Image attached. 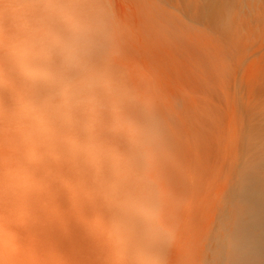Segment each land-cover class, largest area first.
Here are the masks:
<instances>
[{
	"label": "bare ground",
	"instance_id": "obj_1",
	"mask_svg": "<svg viewBox=\"0 0 264 264\" xmlns=\"http://www.w3.org/2000/svg\"><path fill=\"white\" fill-rule=\"evenodd\" d=\"M243 1L190 0L186 8L198 22L224 35L228 26L224 17L233 6L241 12ZM27 2L0 0V35L9 41L8 62L0 65V71L7 74V80L0 78V190L7 195L0 264H30L26 252L32 254L34 264H264V116L255 124L253 111H241L239 134L223 138L217 119L204 116L201 120L200 113L198 119L196 113L193 116L184 111L182 118L175 120L161 109L168 126L165 153L154 164L133 171L126 154L129 138L122 124L127 110L124 95L110 88L101 95L77 93L64 124L65 130L74 131L50 134L71 146L70 152L62 150L22 118L29 104L11 84L17 72L15 40ZM126 2L131 0H99V9L111 15L122 32L121 44L110 61L95 63L96 72L105 78L112 69L124 77L126 59L138 53V28L135 26V32L122 19ZM145 5L144 15L135 7L132 13L149 22L144 34L154 41L160 35L156 33V10L149 0ZM180 48L188 55L195 51L187 43L181 42ZM91 55L81 53L63 72L68 77L78 75L80 61L89 60ZM202 86L199 82L196 89L201 91ZM210 96L219 103L221 95L216 91ZM211 110L216 114L218 109ZM175 122L173 130L170 125ZM179 131L190 137L180 138ZM204 135L208 140L216 138L212 142L200 140ZM223 144L238 153L227 163L225 176L216 164ZM6 176L9 180L3 183ZM131 179L151 181L159 187L170 226L158 246L147 252L114 240L120 225L112 217L108 193ZM219 185L220 191L215 192ZM21 210L30 223L23 234L15 227Z\"/></svg>",
	"mask_w": 264,
	"mask_h": 264
},
{
	"label": "clouds",
	"instance_id": "obj_2",
	"mask_svg": "<svg viewBox=\"0 0 264 264\" xmlns=\"http://www.w3.org/2000/svg\"><path fill=\"white\" fill-rule=\"evenodd\" d=\"M98 5L99 0H28L16 35L17 72L11 84L20 99L29 104L22 118L41 137L53 139L58 148L69 152L70 145L50 134L74 131L65 130L64 124L77 93L101 95L110 88L126 96V154L134 171L162 158L168 144L167 123L150 102L160 83L149 76L134 89L115 69L108 78L96 72L95 63L110 61L122 40L121 25ZM8 45L7 37L0 35V65L8 62ZM85 51L92 54L91 58L80 61L78 75L68 77L63 69ZM0 78L7 80V74L0 71ZM108 195L112 217L120 225L114 234L117 243L147 252L169 233L162 193L153 182L131 179ZM6 205V192L0 190V252L4 250ZM15 227L21 234L30 227L22 210Z\"/></svg>",
	"mask_w": 264,
	"mask_h": 264
},
{
	"label": "rangeland",
	"instance_id": "obj_3",
	"mask_svg": "<svg viewBox=\"0 0 264 264\" xmlns=\"http://www.w3.org/2000/svg\"><path fill=\"white\" fill-rule=\"evenodd\" d=\"M147 1L131 0V3L126 2V4H123V22L125 21L124 23L129 28H133L135 32L138 28V53H135L131 59H126L128 73L126 72L124 79L129 87L136 89L149 76H155L159 80L161 86L159 90L163 94L159 90L155 91L150 102L154 103L159 111L161 109L165 111L166 109L170 115H173L175 120L176 118H182L184 111L193 116L196 113L198 119L201 117V120H205L206 116V119H217L223 129L221 135L223 138L239 134L241 111H253L251 117L254 122H252L259 123L262 116H264V0L243 1L244 8L239 13L238 9L231 5V11L223 20L228 25L224 35L209 28L205 23L198 22L192 16L186 8V3L190 0H149V4L153 5L156 10L155 25L158 29L156 33L158 34L159 31L160 34L155 37L154 41L148 40L144 34L149 22L147 23L144 17L132 13V8L135 7L137 12L139 11L141 15H144ZM246 6L253 8V11L251 9L250 11L247 10ZM241 15L242 17H240ZM161 35H164V38L167 37L166 40L161 39L163 38L160 37ZM181 42L187 43L192 49L194 48V54L188 55L183 51L180 48ZM163 57H166V61ZM140 60H143L144 66H142ZM152 63L155 65H152ZM182 66V72H179L178 70ZM151 71L152 75L149 74ZM199 82L203 85L199 87L201 91L196 89ZM212 91H216L219 96L221 95L219 103L218 99L210 96ZM162 97L165 98V102H162L164 100ZM138 98L143 99L139 94ZM203 99L204 101H202ZM166 100L170 105L167 104ZM124 101L128 105L126 96H124ZM206 102L208 103L206 104ZM215 108L219 111L217 110L216 114L210 113L211 109L215 110ZM199 113L203 116L199 117ZM256 116L258 117L256 118ZM122 124H125V121ZM176 125L175 122L170 127L174 130L177 128ZM179 132H182L179 133L182 139L186 135L190 137L187 132ZM213 137L216 138V136ZM213 137L208 140L204 135L199 139L212 142ZM222 148L226 151H223ZM222 148L219 153L221 158L216 164L222 169V176H225L227 165L238 156V153L224 144ZM8 180L7 176L2 179L3 183ZM220 189L221 185L214 188L215 192L220 191ZM13 246L14 244H11L10 248H13ZM24 256H27L30 264H34L31 253L26 252Z\"/></svg>",
	"mask_w": 264,
	"mask_h": 264
}]
</instances>
